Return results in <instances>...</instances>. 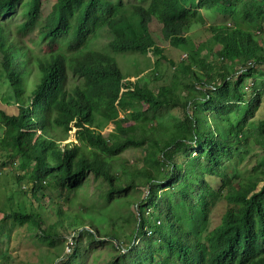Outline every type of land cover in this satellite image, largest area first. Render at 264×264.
<instances>
[{"label":"trees","instance_id":"1","mask_svg":"<svg viewBox=\"0 0 264 264\" xmlns=\"http://www.w3.org/2000/svg\"><path fill=\"white\" fill-rule=\"evenodd\" d=\"M42 2L0 0V79L10 92L0 97V149L30 173L29 188L18 191L27 200L2 212L0 231L6 221L27 225L50 244L60 231L75 232L73 248L57 264H84L88 244L103 238L117 243L105 264H264V174L253 182L238 167L249 142L264 159V0H55L46 16ZM18 7V27L37 28L43 39L38 50L4 22ZM198 10L232 24L209 28L219 50L208 60L187 41L201 26ZM153 17L169 45L190 55L167 60L176 76L167 84L163 78L140 85L115 56L87 48L104 27L114 54H145ZM152 52L155 62L166 59L162 49ZM243 70L255 76L245 91L244 74L237 75ZM197 88L204 99L194 95ZM174 107L180 116L169 112ZM72 127L76 142L57 143ZM127 149L142 151L140 165L121 158ZM89 173L107 187L105 202L122 195L119 205L127 207L129 192L145 189L137 206L151 212H141L131 245L51 197L52 184L75 191ZM209 192L226 205L212 229ZM84 225L91 232L78 228Z\"/></svg>","mask_w":264,"mask_h":264},{"label":"rangeland","instance_id":"2","mask_svg":"<svg viewBox=\"0 0 264 264\" xmlns=\"http://www.w3.org/2000/svg\"><path fill=\"white\" fill-rule=\"evenodd\" d=\"M130 0H125L129 2ZM55 0H43L42 2V16H46ZM211 19L212 23L220 24L226 21L224 16L219 14H201L199 18H195L198 25L195 26L191 34H189L188 42L190 47L194 50L200 59H209V53L219 50V46L214 42L210 36L212 33L208 28L207 20ZM23 21L22 8L18 7L16 12L10 16H6L4 22L8 24L12 30H17V35L25 41L28 45L35 47L36 50L43 44V39L38 35V29H25L18 27ZM231 26L232 24L229 23ZM152 35L156 41V45L160 49L166 59L156 61V57L151 53H118L114 54L107 46V42L112 39L111 33L104 27L100 28L95 36L92 38L90 44L87 46L89 49L97 50L103 54L115 56L122 72L129 77L130 80L138 78L139 84H149L150 87H154L155 83H160L162 79L166 80V84L170 79H176V76L172 73L173 65L167 60L173 59L174 62L188 61L189 54L185 47L172 48L167 45V42L159 35V27L154 23L151 27ZM209 38V39H208ZM203 43V44H201ZM201 44L200 46H198ZM45 46V45H43ZM198 46V47H196ZM1 70V66H0ZM244 74L242 83L243 90L251 86L252 80L255 76H248L245 71L238 72L237 75ZM164 85V84H163ZM244 90V91H245ZM10 93L6 90V86L1 83L0 79V97H6ZM194 95H197L200 99L206 97L205 90L197 88L194 91ZM12 103L13 101L10 100ZM0 104L4 105V103ZM146 108V105H143ZM175 116L181 115V109L174 107L170 109ZM233 114H230L232 117ZM229 116V117H230ZM257 116H261L259 112ZM215 120V118H212ZM234 121V120H233ZM38 125V121H36ZM111 125L107 123L102 132L107 133L110 131ZM3 128L0 126V137L2 135ZM76 142L74 139V128L68 132L67 136L57 140V143L65 145L68 142ZM245 148H243L244 151ZM142 151L140 149H127L121 154V158L126 159L130 164L140 165ZM180 157H177L179 162ZM3 161L5 166L1 167L0 172V219L2 218V212L11 211L17 208V205L22 201L25 203L27 197H23L18 191L19 189L27 190L29 188V168L18 165L17 160H9L7 152L0 149V163ZM262 165V166H260ZM232 167V166H231ZM229 168V171L232 168ZM239 176L252 180L253 182L260 181L264 174V159L261 156L260 149L257 145L248 143L247 151L242 158V161L238 164ZM53 188L50 189V195L56 202L63 208L71 207L82 215L87 220L90 219L95 225L104 226L106 235H117L119 240L126 245H131L133 242V233L136 229L137 221L140 220L141 212L144 211L138 208L137 205H141L146 195L145 189L137 188L132 189L129 194L133 195V203L129 206L119 205V202L124 200L122 195H114L113 198L105 202L104 193L107 190L105 184L99 179L94 177L91 173L76 187L75 191H68L64 186L59 184H52ZM210 196V226L211 229L217 226L220 222L221 216L225 211L226 205L224 201H217L214 196L209 192ZM136 202H138L136 204ZM27 205H29L26 202ZM151 209H146V213H150ZM146 213L145 215L146 217ZM5 229L0 231V264H57L69 254V251L73 248V236L75 232L70 234H64L60 231V234L55 239V242L50 244L48 241L40 240L38 237L40 234L34 229H31L27 225L21 227L13 225L10 221H6ZM79 229H86L90 231L88 227L81 226ZM77 229V230H79ZM133 231V232H132ZM91 232V231H90ZM80 240L83 245H87L85 236L81 235ZM72 241V242H71ZM139 239L134 242L137 245ZM116 241L111 238H103L101 242H94L89 245L91 252L84 257V264H105L111 258V255L117 253ZM93 255L96 257L93 258ZM52 256V257H51Z\"/></svg>","mask_w":264,"mask_h":264},{"label":"clouds","instance_id":"3","mask_svg":"<svg viewBox=\"0 0 264 264\" xmlns=\"http://www.w3.org/2000/svg\"><path fill=\"white\" fill-rule=\"evenodd\" d=\"M144 8H145V10H146V8H147V2L144 4ZM198 13H199V15H200V13L203 15V12L201 11V10H198ZM208 14V13H207ZM154 23H156V25L159 27V35L161 36V26L157 23V21H156V18H152L151 19V21H150V23L148 24V31H149V34H150V37H151V39H152V41H153V45L151 46V47H149L148 49H147V52H145V53H151L152 55H153V52H152V49L154 48V46L155 47H157V48H159L158 47V45H156L155 43H156V41H155V39H154V37H153V35H152V32H151V27H152V25L154 24ZM207 23H208V26L206 27V28H210V27H212V26H221V25H225L226 27H231V25L228 23V22H226L225 20H224V22H221L220 24H214V23H212V20L211 19H208L207 20ZM201 26H203V25H201ZM188 36V34L185 36V37H187ZM162 37V36H161ZM163 38V37H162ZM164 39V38H163ZM165 40V39H164ZM166 41V40H165ZM167 42V41H166ZM167 45L168 46H170L169 45V43L167 42ZM170 47H172V46H170ZM172 48H174V47H172ZM160 49V48H159ZM92 50H94V49H92ZM218 51V50H217ZM216 52V51H215ZM244 71V70H243ZM135 79H138V78H134L133 80H135Z\"/></svg>","mask_w":264,"mask_h":264},{"label":"bare ground","instance_id":"4","mask_svg":"<svg viewBox=\"0 0 264 264\" xmlns=\"http://www.w3.org/2000/svg\"><path fill=\"white\" fill-rule=\"evenodd\" d=\"M142 4H143V3H142ZM221 255H222V254H221ZM223 256H224V255H223ZM243 258H244V257H243ZM245 259H246V258H245ZM245 259H244V260H245ZM206 260H207V259H206ZM215 260H216V259H215ZM247 260H248V259H247Z\"/></svg>","mask_w":264,"mask_h":264},{"label":"built area","instance_id":"5","mask_svg":"<svg viewBox=\"0 0 264 264\" xmlns=\"http://www.w3.org/2000/svg\"><path fill=\"white\" fill-rule=\"evenodd\" d=\"M0 172H1V168H0Z\"/></svg>","mask_w":264,"mask_h":264}]
</instances>
